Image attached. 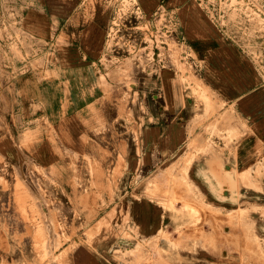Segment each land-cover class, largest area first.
Instances as JSON below:
<instances>
[{
  "label": "crops",
  "instance_id": "0c3cea01",
  "mask_svg": "<svg viewBox=\"0 0 264 264\" xmlns=\"http://www.w3.org/2000/svg\"><path fill=\"white\" fill-rule=\"evenodd\" d=\"M85 1L16 0V8L24 6L21 15L29 33L46 38L56 34L68 41L66 46L43 45L60 52L46 66L51 76L42 78L43 69L14 80V92L1 114L24 116L41 125L32 129L38 138L27 144L32 152L26 155L18 141L0 140L4 159L23 162L29 156L48 169L66 163L63 149L81 153L91 145L86 137L118 151L127 147L123 156L102 162V167H123L117 171L112 202L106 191L102 218L114 212L115 224L111 233L102 231L98 256H92L98 264H264L252 245L254 237L264 240V218L253 211L264 208V81L247 59L238 57L236 48L194 28L189 38L201 43V57L190 62L193 76L206 88V104L183 89L178 76L166 74L159 80V94L149 92L145 111L133 109L128 128L137 131L138 144L132 134L126 136L120 121L114 137L110 124L124 113L121 89L110 90L108 78L100 80L96 71L110 13L98 4L84 7ZM165 2L172 15L173 8L180 10L175 13L182 22L188 17L187 27L197 26L189 0ZM138 177L144 180L139 188ZM152 186L158 188L154 197L148 194ZM166 192L182 196L183 202L165 209L161 204L168 202ZM68 193L74 194L71 189ZM184 207L187 211L179 213ZM239 211L248 213L247 221L228 218ZM191 212L196 213L195 223ZM124 217L131 240L123 238ZM162 229L167 235L159 253L146 243Z\"/></svg>",
  "mask_w": 264,
  "mask_h": 264
},
{
  "label": "rangeland",
  "instance_id": "374dc122",
  "mask_svg": "<svg viewBox=\"0 0 264 264\" xmlns=\"http://www.w3.org/2000/svg\"><path fill=\"white\" fill-rule=\"evenodd\" d=\"M189 1L195 7L194 22L198 21L194 27H187L188 17L183 19V24L175 13L180 12L177 7L173 8L176 11L172 15L165 0L84 2V7L88 3L94 9L98 4L110 13L100 39L101 67H96V71L100 80L108 78L110 90L112 86L121 89L124 113L110 124L109 131L114 137L116 123L120 121L125 125L126 136L132 134L138 144L137 131L128 128L133 122V109L140 107L145 111L149 92L155 90L159 94L162 90L159 80L166 74L178 76L183 89L206 104V88L193 76L190 62L201 57V43L190 40L189 33L194 28H203L204 34H213L236 48L241 55L238 57L247 59L259 81H264V0ZM15 3L16 0H2L0 7V140L7 137L18 141L17 145L26 155L32 152L30 145L38 138L32 129L41 124L26 121L24 116L1 114V111L6 110L7 96L14 92L16 78L36 75L43 69L42 78L51 76L46 66L59 58L60 52L43 49V45L57 42L66 46L68 40L56 34L46 38L29 33L21 15L24 6L16 8ZM186 44L190 50H186ZM99 126L106 128L103 123ZM100 132L95 131L94 135ZM17 133L21 135L16 136ZM85 141L92 144L85 146L81 153L63 149L66 163L48 169L36 165L29 156L23 162H8L0 153V264H98L99 260L92 256H98L102 231L111 233L115 224L114 212L105 213L102 218L107 205L106 191L109 190L112 202L117 171L123 167L122 163L119 168L116 164L112 168L102 167V162L117 154L123 156L127 147L118 151L115 146H103L99 140L86 137ZM183 181L182 185L190 190ZM143 184L144 180L138 177L136 186ZM154 188L158 189L152 186L149 196L154 197ZM69 189L74 194H69ZM163 196L168 201L161 204L165 209L172 210L176 203L183 202V197L175 193L166 192ZM186 211L184 207L178 212ZM253 211L264 218V208ZM247 214L246 211H239L235 216L229 213L228 218L247 221ZM195 215L191 212L192 219ZM123 224L126 228L123 238L131 240L127 217L122 220ZM166 235L162 229L146 245L161 253ZM252 245L264 260V240L254 237ZM135 250H141L139 245Z\"/></svg>",
  "mask_w": 264,
  "mask_h": 264
},
{
  "label": "bare ground",
  "instance_id": "6f19581e",
  "mask_svg": "<svg viewBox=\"0 0 264 264\" xmlns=\"http://www.w3.org/2000/svg\"><path fill=\"white\" fill-rule=\"evenodd\" d=\"M69 242V241H68ZM69 244V243H68ZM66 245V244H65ZM69 249V248H68ZM57 254V253H56Z\"/></svg>",
  "mask_w": 264,
  "mask_h": 264
}]
</instances>
